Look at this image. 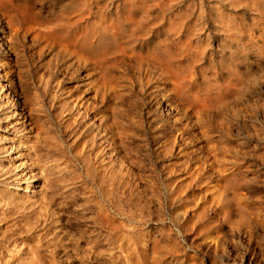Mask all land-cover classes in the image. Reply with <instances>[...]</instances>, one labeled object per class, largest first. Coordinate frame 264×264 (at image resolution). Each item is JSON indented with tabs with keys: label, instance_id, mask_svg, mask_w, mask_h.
Here are the masks:
<instances>
[{
	"label": "rangeland",
	"instance_id": "obj_1",
	"mask_svg": "<svg viewBox=\"0 0 264 264\" xmlns=\"http://www.w3.org/2000/svg\"><path fill=\"white\" fill-rule=\"evenodd\" d=\"M0 264H264V0H0Z\"/></svg>",
	"mask_w": 264,
	"mask_h": 264
},
{
	"label": "bare ground",
	"instance_id": "obj_2",
	"mask_svg": "<svg viewBox=\"0 0 264 264\" xmlns=\"http://www.w3.org/2000/svg\"><path fill=\"white\" fill-rule=\"evenodd\" d=\"M21 115V114H20ZM28 174H30L31 175V179L34 181H36V176H35V174L33 173V171H29V173ZM24 176H26L27 177V174H25V175H22L21 177H19L20 178V180H22V179H24ZM19 180V179H18ZM19 180V181H20ZM21 182V181H20Z\"/></svg>",
	"mask_w": 264,
	"mask_h": 264
}]
</instances>
